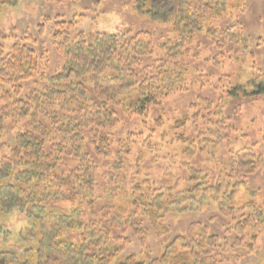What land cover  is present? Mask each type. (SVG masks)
<instances>
[{
    "label": "trees",
    "instance_id": "1",
    "mask_svg": "<svg viewBox=\"0 0 264 264\" xmlns=\"http://www.w3.org/2000/svg\"><path fill=\"white\" fill-rule=\"evenodd\" d=\"M225 1L136 0L135 9L144 8L149 20L171 24L170 33L162 35L158 45L148 31L129 38L119 33L87 37L83 31L70 37L81 16L58 20L53 37L65 35L64 64L52 76L40 74L45 85L28 92L24 84L37 74V53L23 41L14 43L7 53L0 45V138L7 120L25 123L10 144L0 142V151L2 146L7 149L0 157V238L13 237L2 227L3 218L12 211H19L27 222L16 235L20 253L0 249V264H222L236 248L255 252L256 235L248 230L257 222L255 217L263 214V206L235 207L227 201L241 185L238 176L264 165V152L261 157L257 153L236 156L220 167L214 181L183 162L185 183L176 180L173 187L164 188L139 180L136 175L144 165L140 156L129 161L134 137L141 138V132L115 141L102 129L114 123L117 110L126 117L146 116L151 107H161V99L169 92L186 89L187 65L176 57L182 51L185 54L194 35L202 31L206 10H219ZM206 34L213 39L223 36L222 30L212 27ZM156 50L162 58H157ZM149 57L154 59L145 63ZM251 87L250 95H264V77L259 76ZM229 93L236 97L234 90ZM221 108L197 97L190 105L191 115L172 124L170 131L177 136L173 141L182 143L184 154L198 143L201 150L222 144L227 117ZM159 111L164 114L162 108ZM154 122L156 128L165 125L162 116ZM189 132L191 140L186 137ZM65 155L69 162L63 161ZM126 165L131 175H118ZM102 167H106L104 187L97 178ZM123 179L129 184V196L115 209L108 205L109 199L121 189ZM52 203L61 206L55 209ZM206 205L232 219L223 239L200 222L188 225L184 234L163 237L161 221L168 213ZM248 209L254 214L246 213ZM144 229L163 237L161 251L149 246L145 251H126L131 239L125 233L130 231L142 240Z\"/></svg>",
    "mask_w": 264,
    "mask_h": 264
},
{
    "label": "rangeland",
    "instance_id": "2",
    "mask_svg": "<svg viewBox=\"0 0 264 264\" xmlns=\"http://www.w3.org/2000/svg\"><path fill=\"white\" fill-rule=\"evenodd\" d=\"M135 2L136 0H64L62 3L43 0H0V45L3 46L4 52H9L14 43L23 41L37 53V74H34L31 82L24 84V92L34 87L41 88L46 83L41 76L54 75L64 64L65 56L61 46L65 35L53 37L56 33L55 22L58 20H71L76 15L81 16L82 22L76 26L70 37H74L78 31H83L87 37L96 33H119L129 38L136 32L148 31L158 45L162 35L170 33L171 24L149 20L143 13L144 8L135 9ZM210 27L222 30L223 36L218 35L215 39L208 37L206 32ZM224 32H228L227 35H224ZM27 37L33 39L28 40ZM189 46L191 47L185 54L182 51L176 57V61L187 65L186 89L169 92L161 99V107H151L146 116L126 117L117 110L114 123L102 126L115 141L141 132V138L146 140V143L144 144L140 137H134L136 144L134 143L135 146H132L128 156L131 162L136 157H141L140 162L144 165L136 176L140 181L148 179L151 186L166 188L172 184L173 187L176 180H181L184 184L183 162L208 174L214 181L220 176V167L236 159V156L243 158L257 153L261 157L264 152V95H250L254 89L251 83L257 81L259 76L264 77V0H226L221 9L206 10L202 31L194 35ZM156 53L157 58L163 57L159 50H156ZM152 59L154 57H149L145 63H150ZM230 90L235 91L236 97L230 95ZM197 97L212 100L220 107L222 105L221 110L227 117V123L221 131L223 137H226L221 145L201 150L198 143L196 148L192 147L191 152L184 154L182 143L180 145L173 141L177 136L172 134L170 128L183 115H191L190 105ZM160 108L164 112L163 115H160ZM159 116L165 121L163 128L155 127L154 120ZM24 124L22 121L13 123L7 120L0 142L10 144L16 132L24 128ZM228 126L233 130L229 131ZM186 137L193 139L190 132ZM88 150L91 153V149ZM6 151V147L2 146L0 157ZM91 155L94 156L92 153ZM67 157L65 155L63 161L69 162ZM98 160L97 166L101 167L103 159L99 157ZM107 160L111 162L109 157ZM69 165L72 167L73 164ZM105 169L106 167H102L97 170L100 187L106 184V178L102 174ZM263 169L264 165L261 164L252 173L244 177L238 176L241 185L236 188L233 199L227 201L228 205L235 207L247 204L263 206V214L255 217L257 222L248 230L249 234L256 235L255 252L247 253V250L236 248L222 264H264ZM122 173L131 175L129 165L125 166V172L120 171L118 175ZM120 185L121 189L109 199L110 204L107 203L109 206H115V209L124 205L128 198L126 196H129L130 187L127 180L123 179ZM51 206L57 209L61 205L52 203ZM206 206L208 207L200 210L168 213L161 221V227L165 229L163 237L184 234L188 225L200 222L207 225L210 232L223 239L222 236L232 219L220 216L212 205ZM246 213L253 215L254 211L248 209ZM26 223L23 214L17 210L6 215L2 220V227L9 230L13 237L7 241L0 238V249L19 254L21 247L16 235ZM144 231L146 237L142 240L130 231L127 232L128 235L125 233L131 239V245L127 246L126 251H145L147 246L153 251H161L163 237L153 229L154 233L149 229ZM226 255L228 256V252Z\"/></svg>",
    "mask_w": 264,
    "mask_h": 264
}]
</instances>
